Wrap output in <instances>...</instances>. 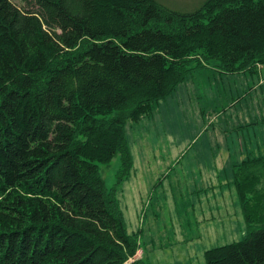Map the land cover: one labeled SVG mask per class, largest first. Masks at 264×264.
I'll return each instance as SVG.
<instances>
[{
    "label": "trees",
    "instance_id": "16d2710c",
    "mask_svg": "<svg viewBox=\"0 0 264 264\" xmlns=\"http://www.w3.org/2000/svg\"><path fill=\"white\" fill-rule=\"evenodd\" d=\"M25 1L0 0V264H145L130 261L141 245L118 197L133 169L127 125L199 75L249 72L244 97L263 92L264 0L190 12L157 0ZM263 110L247 103L231 139L248 233L202 264H264V145L245 140ZM117 154L108 188L98 163Z\"/></svg>",
    "mask_w": 264,
    "mask_h": 264
},
{
    "label": "rangeland",
    "instance_id": "374dc122",
    "mask_svg": "<svg viewBox=\"0 0 264 264\" xmlns=\"http://www.w3.org/2000/svg\"><path fill=\"white\" fill-rule=\"evenodd\" d=\"M12 1L26 6L25 0ZM157 1L190 12L206 0ZM251 76L249 72H216V76L208 74L207 82L199 75L181 83L160 103L156 115L127 125L133 169L118 197L126 228L137 233L141 245L130 261L142 258L145 264H202L207 249L247 235L225 144L230 132L240 130L237 125L247 112L239 111L247 103L259 99L264 109V88L254 99L252 93L244 97V91L254 86ZM240 93V102L231 106V98ZM230 116L232 120H228ZM257 116L264 117V110ZM243 129L248 130L245 140L249 149L264 145L263 120ZM98 164L106 186L112 187L120 155Z\"/></svg>",
    "mask_w": 264,
    "mask_h": 264
},
{
    "label": "crops",
    "instance_id": "0c3cea01",
    "mask_svg": "<svg viewBox=\"0 0 264 264\" xmlns=\"http://www.w3.org/2000/svg\"><path fill=\"white\" fill-rule=\"evenodd\" d=\"M240 134L241 133V129L240 130H237L235 132H230V135H229V140H227L226 144H225V150H227V154H229L231 160H232V164L234 163V157L236 155H238V150L241 149V147L239 146V144H235V143H232L231 142V139H236V135L237 134ZM230 143L233 144V148L232 150L230 151Z\"/></svg>",
    "mask_w": 264,
    "mask_h": 264
}]
</instances>
